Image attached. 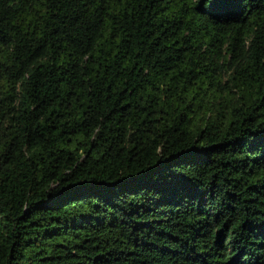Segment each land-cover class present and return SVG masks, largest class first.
Returning <instances> with one entry per match:
<instances>
[{
	"label": "trees",
	"instance_id": "16d2710c",
	"mask_svg": "<svg viewBox=\"0 0 264 264\" xmlns=\"http://www.w3.org/2000/svg\"><path fill=\"white\" fill-rule=\"evenodd\" d=\"M0 264H264V0H0Z\"/></svg>",
	"mask_w": 264,
	"mask_h": 264
}]
</instances>
